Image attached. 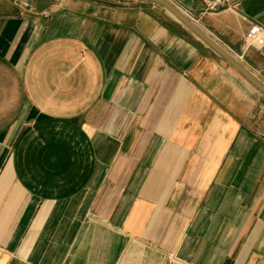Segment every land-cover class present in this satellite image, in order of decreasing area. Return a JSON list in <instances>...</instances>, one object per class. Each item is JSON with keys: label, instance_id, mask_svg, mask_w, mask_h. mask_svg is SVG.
Instances as JSON below:
<instances>
[{"label": "crops", "instance_id": "1", "mask_svg": "<svg viewBox=\"0 0 264 264\" xmlns=\"http://www.w3.org/2000/svg\"><path fill=\"white\" fill-rule=\"evenodd\" d=\"M170 1L264 83V0ZM262 108L163 6L0 0V264H264Z\"/></svg>", "mask_w": 264, "mask_h": 264}, {"label": "water", "instance_id": "2", "mask_svg": "<svg viewBox=\"0 0 264 264\" xmlns=\"http://www.w3.org/2000/svg\"><path fill=\"white\" fill-rule=\"evenodd\" d=\"M160 6H163L172 14H174L184 25H186L192 32L198 35L217 53H219L234 69H236L242 76H244L252 85H254L264 95V83L249 71L230 51H228L219 42L214 40L205 31H203L191 18L182 12L170 0H145Z\"/></svg>", "mask_w": 264, "mask_h": 264}, {"label": "built area", "instance_id": "3", "mask_svg": "<svg viewBox=\"0 0 264 264\" xmlns=\"http://www.w3.org/2000/svg\"><path fill=\"white\" fill-rule=\"evenodd\" d=\"M24 7L31 5L29 0H19ZM241 0H206L204 5L205 13H215L222 10L237 11ZM181 10V9H180ZM182 11V10H181ZM183 12V11H182ZM250 37H253L256 41L251 42L255 47L264 46V30L261 28H255Z\"/></svg>", "mask_w": 264, "mask_h": 264}, {"label": "rangeland", "instance_id": "4", "mask_svg": "<svg viewBox=\"0 0 264 264\" xmlns=\"http://www.w3.org/2000/svg\"><path fill=\"white\" fill-rule=\"evenodd\" d=\"M20 5H22L21 4V2L19 1V0H16ZM30 1V3H31V0H29ZM92 1H98V2H101V3H106V4H117V5H132V4H136V3H140V1H143V0H92ZM23 6V5H22ZM24 7V6H23ZM29 7H31V5L29 6ZM28 8V7H27ZM205 9L203 8V11H202V15H206V14H213V13H205V11H204ZM189 18H191L195 23H199L200 22V17H195L194 15H192L189 11H184V10H182ZM215 13H217V12H215ZM213 37V36H212ZM214 38V40L216 39V41L217 42H220V43H222V41L221 40H219L217 37H213ZM250 41V35L248 36V37H246V40H245V42L247 43V45H246V48L247 49H249L250 47H252L253 45L251 44V42H249ZM249 42V43H248ZM222 45H224L223 43H222ZM224 46H226V48H227V50L228 51H230L231 52V54L234 56V57H236L239 61H242V62H244L243 60V55H238V53H236L235 51H233V49H231L230 47H228V45H224ZM263 108H262V113H263ZM264 114V113H263ZM261 121H262V123L264 122V115H263V117L261 118ZM262 130H264L263 128H262Z\"/></svg>", "mask_w": 264, "mask_h": 264}, {"label": "bare ground", "instance_id": "5", "mask_svg": "<svg viewBox=\"0 0 264 264\" xmlns=\"http://www.w3.org/2000/svg\"><path fill=\"white\" fill-rule=\"evenodd\" d=\"M254 41H256V40L253 37H250V41L249 42H254Z\"/></svg>", "mask_w": 264, "mask_h": 264}]
</instances>
